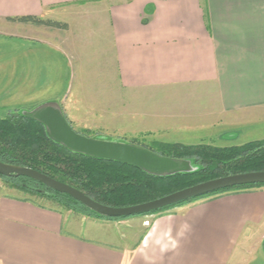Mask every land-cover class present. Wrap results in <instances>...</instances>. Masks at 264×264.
I'll use <instances>...</instances> for the list:
<instances>
[{
  "label": "crops",
  "instance_id": "1",
  "mask_svg": "<svg viewBox=\"0 0 264 264\" xmlns=\"http://www.w3.org/2000/svg\"><path fill=\"white\" fill-rule=\"evenodd\" d=\"M7 2L5 17L42 20L100 3L125 89L200 87L232 122L264 117V0ZM33 199L0 195V264H256L264 251V186L117 221Z\"/></svg>",
  "mask_w": 264,
  "mask_h": 264
},
{
  "label": "rangeland",
  "instance_id": "2",
  "mask_svg": "<svg viewBox=\"0 0 264 264\" xmlns=\"http://www.w3.org/2000/svg\"><path fill=\"white\" fill-rule=\"evenodd\" d=\"M7 3L0 0V118L55 105L83 137L155 152L159 145L178 143L223 148L264 142L263 114L232 122L231 115L217 112L216 97L200 95V87L125 89L108 35L104 42L100 3L52 9L51 21L67 23L65 31L11 24ZM10 184L0 178V195L31 198ZM258 258L256 264L262 263L264 251Z\"/></svg>",
  "mask_w": 264,
  "mask_h": 264
},
{
  "label": "trees",
  "instance_id": "3",
  "mask_svg": "<svg viewBox=\"0 0 264 264\" xmlns=\"http://www.w3.org/2000/svg\"><path fill=\"white\" fill-rule=\"evenodd\" d=\"M8 22L67 30L62 22L37 17L7 18ZM45 128L22 113L0 118V163L25 167L80 191L93 201L111 208H125L148 203L195 185L238 174L264 171V142H252L242 147H212L207 145H159V156L190 162L194 171L170 176H153L130 166L97 160L72 153L53 142ZM10 185L31 197L50 201L73 213L102 219L70 197L58 194L28 178H3ZM9 185V186H10ZM244 186L226 189L196 198L144 216L156 215L186 204L225 193L263 187ZM130 219V218H128ZM126 220V219H120ZM264 249V242H263Z\"/></svg>",
  "mask_w": 264,
  "mask_h": 264
},
{
  "label": "water",
  "instance_id": "4",
  "mask_svg": "<svg viewBox=\"0 0 264 264\" xmlns=\"http://www.w3.org/2000/svg\"><path fill=\"white\" fill-rule=\"evenodd\" d=\"M41 124L46 135L66 150L85 157L117 162L139 168L153 176H170L194 171L190 162L156 155L146 149L124 143L90 139L71 129L59 108L45 105L31 113H22ZM3 178H28L58 194L66 195L102 219H128L141 217L190 200L201 198L235 187L264 185V171L227 176L186 188L166 197L148 203L125 208H111L101 205L85 194L62 184L39 172L25 167L0 163Z\"/></svg>",
  "mask_w": 264,
  "mask_h": 264
},
{
  "label": "built area",
  "instance_id": "5",
  "mask_svg": "<svg viewBox=\"0 0 264 264\" xmlns=\"http://www.w3.org/2000/svg\"><path fill=\"white\" fill-rule=\"evenodd\" d=\"M146 226H149V221H145L144 223Z\"/></svg>",
  "mask_w": 264,
  "mask_h": 264
}]
</instances>
